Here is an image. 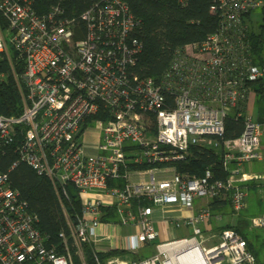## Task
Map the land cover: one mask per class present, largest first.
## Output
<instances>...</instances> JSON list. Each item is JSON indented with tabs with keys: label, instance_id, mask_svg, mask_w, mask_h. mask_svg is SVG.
<instances>
[{
	"label": "built area",
	"instance_id": "obj_1",
	"mask_svg": "<svg viewBox=\"0 0 264 264\" xmlns=\"http://www.w3.org/2000/svg\"><path fill=\"white\" fill-rule=\"evenodd\" d=\"M263 0H213L216 30L200 42L176 49L156 77L135 71L141 42L132 34L137 19L122 0H99L76 16L52 5L42 14L32 0H0V58L22 56V111L0 115V143L20 135L17 162L47 176L59 195L73 185L80 214L67 221L58 243H48L36 228L37 215L0 169V264H73L70 250L83 257L91 248L95 264H179L190 247L172 254L170 245L195 243L202 264H259L245 239L223 228L206 246L200 224L212 213L205 204L192 215L170 218L191 236L156 244L143 258L112 255L101 259L100 242L116 237V249L134 253L155 240L154 210L166 204L191 207L195 199L228 201L237 215L245 206L244 184L261 176L245 173L243 163L264 160V119L253 117L251 104L264 92V61L254 62L247 17ZM2 75L0 74V81ZM243 122L241 133L224 138V118ZM96 130L94 152L86 134ZM221 148L226 176L205 168L201 175L178 169L190 147ZM258 176V177H257ZM112 183H109V181ZM102 206L117 220H101ZM101 225L131 226L120 236ZM249 228L264 235V211L249 217ZM196 263V258L193 260Z\"/></svg>",
	"mask_w": 264,
	"mask_h": 264
},
{
	"label": "trees",
	"instance_id": "obj_2",
	"mask_svg": "<svg viewBox=\"0 0 264 264\" xmlns=\"http://www.w3.org/2000/svg\"><path fill=\"white\" fill-rule=\"evenodd\" d=\"M99 0H32V8L42 14L52 5L63 9L65 16H76ZM137 19L132 31L141 42V49L136 60L135 71L140 75L156 77L169 65L176 49H182L192 42H200L214 32L219 24V17L210 9L213 0H122ZM259 20L247 17L248 36L254 52V62L264 61V0L258 8ZM24 70V60L11 51L10 61L0 58V115H17L22 111V100L15 76L22 88L20 76ZM255 108L259 119H264V92L256 89ZM243 129L240 118L228 115L224 118V138H234ZM20 135L16 133L12 142L0 143V169L7 172L10 184L18 189L28 203V208L37 215L35 223L39 232L48 243L60 241L58 233L67 231V221H75L80 214V196L78 190L68 184L67 196L60 191L57 194L53 183L45 175L37 174L23 161L10 168L18 158L16 147ZM210 168L218 177L224 178L226 171L221 164V148L194 145L189 155L178 163L180 171L201 175L205 168ZM109 183H112L110 180ZM228 201L211 199L209 206L213 214ZM101 220L116 221L117 215L110 206L100 207ZM250 217V216H249ZM249 217H236L235 224L226 223L223 228H233L246 241L247 249L253 253L259 264H264L259 253L264 245V235L260 230L249 228ZM150 246V245H149ZM88 264H95L90 246L86 245ZM144 250L145 247H144ZM144 253H131L123 249H109L99 252L103 259L112 255H124L130 258H143Z\"/></svg>",
	"mask_w": 264,
	"mask_h": 264
},
{
	"label": "crops",
	"instance_id": "obj_3",
	"mask_svg": "<svg viewBox=\"0 0 264 264\" xmlns=\"http://www.w3.org/2000/svg\"><path fill=\"white\" fill-rule=\"evenodd\" d=\"M255 97H256V94H255L254 98ZM250 109H251V111H253V117H256L259 119L260 115L255 108V101H252ZM89 134L92 138H91L90 146H88L87 149L89 152L92 153V152H94V149L91 145L96 140L97 131L94 129L89 130ZM263 152H264V148H263ZM247 163H251V162H247ZM247 163H243V171L245 173H255L251 170H246L244 168ZM261 175H262L261 177H264V173ZM256 180H249V181L254 182ZM249 181H244V182H242V184L248 183ZM254 183H257V182H254ZM210 201H211V199L208 200L205 198H201V199H195V201L191 207H185V206H181L178 204H166V205L162 206L161 208L155 209L154 214H153V218H154V226H155V229L157 230V236H156L155 240H158V242L155 243V240H153L151 242H147L142 247H140L138 250H136L134 252V254L140 252L141 249L144 250V247H145V249H148L149 245H151L153 243H155V245H156V244L163 242V241H168V240L174 239V238H180V237H175L176 228H181V227L187 228V229H189V228L186 227L185 225L173 226L168 220L169 217L170 218H184L186 216L192 215V214L196 213L201 206H203L205 204L209 205ZM227 204H229V203H225V205L220 206L214 214L210 208L211 213H212V217L207 222H203L200 225L202 232H203V235L208 236L207 240H210V242L212 241V238L215 236L217 239V236H218V234H219V232L223 226L222 225L220 228L217 227V225L214 224L213 218L215 217L216 214L221 215V214L228 213L226 211V209H227V207H229V205H227ZM166 215H168L169 217L167 218ZM231 218L232 219H230V220L232 221L233 215ZM132 230H133V228L131 226H121L119 229L115 228L114 226H106V225L105 226L101 225L99 227L100 232H103L105 234L108 233L110 235L119 234L120 236L127 235V234L131 233ZM216 231H217V234H216ZM181 237H186V236H181ZM116 244H118V240L116 239V237H112V239H110L109 241L103 240L100 242V246H102V249H106L105 246L106 247L110 246V248H115L114 246Z\"/></svg>",
	"mask_w": 264,
	"mask_h": 264
},
{
	"label": "rangeland",
	"instance_id": "obj_4",
	"mask_svg": "<svg viewBox=\"0 0 264 264\" xmlns=\"http://www.w3.org/2000/svg\"><path fill=\"white\" fill-rule=\"evenodd\" d=\"M252 20H259L261 15L256 9L253 11L251 14ZM11 53V52H9ZM18 81V78H17ZM19 82V81H18ZM253 101H255V98H253ZM253 114V111H252ZM91 136L87 132L86 134V145L90 146L91 142ZM93 147V144L91 145ZM246 170H251L255 172L256 175L262 176L261 174L264 173V160L263 161H257L254 160L251 163H247L244 167ZM258 177V176H257ZM257 182V183H254ZM249 181L248 183L244 184V190L246 192L245 195V206L239 211L237 215L232 213L231 207L229 204V207H227L226 211L228 213L226 214H216L214 219V224L217 225V227H221L222 225L226 223L230 224H235L236 222V217H242V218H247L249 216L257 215L260 214L264 211V177L258 178L256 181ZM254 183V184H253ZM226 201V200H225ZM233 215V220L231 221ZM72 222V221H71ZM201 225V224H200ZM217 234V231H216ZM192 233L189 229L187 228H176L175 230V237H181V236H191ZM158 240H155V243H157ZM217 239L216 236L212 238V241L210 240L205 241V245L208 246L211 243H216ZM155 243L151 244L148 249L143 250L141 249L140 252L144 253L143 255L149 256L157 251ZM261 251L259 253L260 259L263 260L264 262V245H261ZM71 254L73 255V264H88L87 262V254H86V247H83V257H79L77 253L75 252V249L70 250Z\"/></svg>",
	"mask_w": 264,
	"mask_h": 264
},
{
	"label": "bare ground",
	"instance_id": "obj_5",
	"mask_svg": "<svg viewBox=\"0 0 264 264\" xmlns=\"http://www.w3.org/2000/svg\"><path fill=\"white\" fill-rule=\"evenodd\" d=\"M181 246L182 247L183 246L190 247V250H188V252L186 251V253H184L183 255H181L180 257L177 258V261L179 264H194L193 260L195 258H196L195 264H202L200 257H199V254L194 249L195 243L193 241H190L184 245H170V246H168V249L171 251L172 254H174L173 252L176 250H179L181 248Z\"/></svg>",
	"mask_w": 264,
	"mask_h": 264
}]
</instances>
